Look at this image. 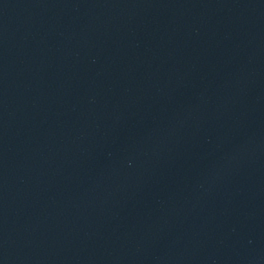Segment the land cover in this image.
<instances>
[{
	"label": "water",
	"instance_id": "water-1",
	"mask_svg": "<svg viewBox=\"0 0 264 264\" xmlns=\"http://www.w3.org/2000/svg\"><path fill=\"white\" fill-rule=\"evenodd\" d=\"M0 264H264V0H0Z\"/></svg>",
	"mask_w": 264,
	"mask_h": 264
}]
</instances>
